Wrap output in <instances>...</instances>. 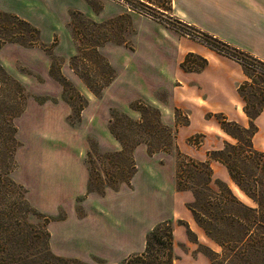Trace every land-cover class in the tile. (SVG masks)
I'll use <instances>...</instances> for the list:
<instances>
[{
	"label": "crops",
	"instance_id": "1",
	"mask_svg": "<svg viewBox=\"0 0 264 264\" xmlns=\"http://www.w3.org/2000/svg\"><path fill=\"white\" fill-rule=\"evenodd\" d=\"M53 2L58 7L54 14L58 23L49 33L42 32L40 42L49 45L57 38L52 53L63 60L61 74L89 101L79 125L71 126L67 121L71 108L61 99V86L49 76L47 53L40 47L26 48L15 43L3 47L42 79L39 82L32 76L36 80L31 83L32 93L57 101H27L18 117L17 133L21 139L34 140L44 147L30 151L12 172L22 167V173L14 179L27 189V200L39 213L56 217L61 209L65 212L63 220L50 221L46 226L49 250L55 256L86 263L100 259L103 264H123L145 252L147 236L157 225L176 220L185 221L201 239L202 233L187 207L193 195L177 189L174 153L150 155L146 145L138 146L134 151L137 171L130 185L122 184L117 191L108 189L102 196L87 190L88 138L95 137L103 151H120L121 145L109 131L110 109L117 108L139 120L140 113L130 105L143 101L158 108L163 122L170 127L176 126V110L187 117L189 125L180 126L177 132L178 148L195 161L206 162L211 152L236 142L222 130L215 115L222 114L249 127L246 101L239 90L249 81L243 65L203 40L136 12L118 0H100V12H95L87 0L45 1L46 5ZM0 11L6 9L0 7ZM71 11H79L98 23L123 15L132 19V49L111 43L101 48L117 71V78L100 99L69 66L70 58L77 54L76 43L67 29ZM171 15L198 33L264 62V0H172ZM190 54L206 59V67L199 71L183 68ZM32 55L36 57L33 59ZM13 75L23 82V77ZM255 123L258 133L253 145L264 152V111ZM192 126L199 130L185 134V129ZM194 136L204 138L201 145L189 142ZM210 164L216 178L234 184L226 166L215 160ZM80 199L83 217L77 211ZM174 236L176 243L194 250L185 225L176 226ZM186 256L189 264H206L200 254L197 259L191 254Z\"/></svg>",
	"mask_w": 264,
	"mask_h": 264
},
{
	"label": "trees",
	"instance_id": "2",
	"mask_svg": "<svg viewBox=\"0 0 264 264\" xmlns=\"http://www.w3.org/2000/svg\"><path fill=\"white\" fill-rule=\"evenodd\" d=\"M87 1L95 12L102 10L101 3L95 4L91 0ZM127 4L132 10L139 13L144 14L147 10L153 19L176 28L184 34L187 33V29L194 30L172 17V0H163V2L129 0ZM69 15L70 20L67 24V29L77 46V54L70 58L69 66L84 82L86 87L100 99L104 90L117 78V71L102 54L101 48L109 43L133 48L130 40V36L134 33L131 16L123 15L98 23L79 11H71ZM3 19H7L10 22V26L6 29L7 32L0 33L1 44L15 43L26 48L40 47L47 53L50 58L49 76L61 86V99L71 108L67 121L71 126L79 125L82 121V111L88 106L89 101L78 91L75 85L61 74L60 69L63 60L52 53V49L58 43L57 38L55 37L51 44L44 45L40 42L39 31L25 20L16 15L0 11V25ZM202 36L204 37L203 41L208 46L240 62L246 75L253 83H255L253 76L256 74L264 79V62L232 48L216 38L204 34ZM206 65V59L190 54L182 67L187 70L199 71L204 69ZM250 71L252 72L251 74ZM26 73L33 75L31 72ZM0 74V77L3 78V81L0 80V92L2 83L8 81L18 90L21 96L29 97L27 92L24 93L22 85L11 77L1 65ZM34 77L39 82L42 81L40 77L35 75ZM248 85H251L249 81L242 84L239 90L246 101L245 113L250 120L249 127H242L240 124L228 120L222 114L215 115L222 130L234 138L237 143H226L222 150L209 154L210 160L201 163L184 155L178 148V129L180 126L189 125L187 117L183 121L179 120L182 115L179 110L175 111L177 122L173 128L163 122L161 111L158 108L143 101H135L130 105L132 110L140 113L139 120L133 119L117 108H111L109 131L121 145V150L103 151L95 137L88 138L89 149L86 158V165L89 171L88 193H96L103 196L108 189L117 191L122 184L130 185L137 171L134 151L140 145H146L150 155L175 151L177 154V189L178 191L190 189L193 191L195 200L188 204L189 210L206 234L222 248L221 254L212 252V255H209L211 263L264 264V152L257 151L253 145V139L258 133V126L255 120L264 111V108L254 114L250 112L247 98L244 94V88ZM35 101L38 104L57 102L56 99L48 96H36ZM233 129H236L238 133L234 132ZM12 132L16 133V129L12 128ZM12 143L15 146H19L14 138H12ZM196 143L198 145L201 144V142ZM94 153L98 159L106 160L110 167L107 165L103 172L94 167L93 164L95 165V163L92 158ZM211 160L218 161L226 166L233 182L246 197L253 201L254 207L240 201L228 185L221 180L215 182L219 187V192L212 190L213 170L210 164ZM184 161L200 168V172L204 173L206 178V182L202 183L203 189L206 191V193L203 192L204 197L201 196L197 189L182 185L180 169ZM16 167V162H14L4 173L0 171L1 185L6 183L8 186L18 185L23 188L11 177ZM24 193L27 194L25 189ZM81 201L80 199L79 203ZM25 203L27 213L36 212L43 218L45 235L47 243H49L47 224L50 221L63 220L65 213L56 217H47L41 215L31 206L26 198ZM84 215L83 209L80 217ZM25 227L27 229L34 228L28 223H25ZM14 231L13 224L6 226L0 224L1 233L12 234ZM174 245V229L171 221L163 222L148 234L145 252L131 257L123 264H174ZM49 261L47 264H89L75 258L58 257L52 253Z\"/></svg>",
	"mask_w": 264,
	"mask_h": 264
},
{
	"label": "rangeland",
	"instance_id": "3",
	"mask_svg": "<svg viewBox=\"0 0 264 264\" xmlns=\"http://www.w3.org/2000/svg\"><path fill=\"white\" fill-rule=\"evenodd\" d=\"M45 1L47 0H0V7L6 9L5 13L16 15L17 17L34 26L39 31V39H41L42 32L43 34L49 33L50 29L52 27H55V25H57L58 23V17L54 16L55 11L58 8L56 2L46 5ZM91 1L95 4L100 3V0ZM155 1L163 2V0ZM44 10H47V12H45ZM9 26L10 22L7 19H3L0 25V33L7 32L6 29H8ZM6 44L2 45L0 42V65L5 69L6 72L9 71L7 73L15 80L17 79L13 74L19 76V78L23 77V82H20L19 80L17 81L24 88V93L27 92L29 97L21 96L18 93V90L8 81H4V83H2L0 92V171H2L3 173L8 167H11L12 163L14 164V162H16L17 165V162L18 164L19 161L22 162L23 158H25L30 151L33 152L44 147V144L35 143L34 140L28 142L27 139H21L17 133L18 117L24 110L27 101L29 99H32L34 102H36L35 97L39 95H34L31 91L32 81L36 82L35 78L32 77L35 75V73L29 70L20 60H18L19 57L11 54L9 51L7 52V49L4 50L5 48L3 47H5ZM35 57V55H32L31 58L34 59ZM26 72H31L33 75L29 76ZM251 73L252 72L250 71V74ZM253 79L255 83H253L252 80L249 79L251 85H248L244 88V94L247 98L248 108L250 112L254 114L260 109L264 108V79L257 76V74L253 76ZM0 80L3 81V78L0 77ZM161 98L165 99V96H162ZM179 120L183 121L185 120V117L181 115ZM12 128L16 129V133L12 132ZM197 130H199V128L196 126L187 127L184 133L190 134ZM233 130L234 132L238 133L236 129ZM12 138H14L16 143L19 144V146L17 145L18 147L15 146L14 143H12ZM190 140L189 142L191 144L199 146L196 142H201L202 144L204 138H201V136H194ZM236 143L237 141L231 144ZM172 153L176 155L177 159L176 152L172 151ZM16 154L18 156L17 158ZM92 158L95 163V165L93 164V166L96 167L100 172H103V169L108 165L107 161L104 159H98L95 153L92 154ZM200 170V168L192 166L191 164H188V162L184 161L180 169L181 183L182 185L188 186L189 188L197 189V191L200 192L201 196L204 197L203 192L206 193V191H204L202 183L206 182V178L204 173L200 172ZM17 173L18 175L22 173V167H20L17 172L11 174L12 179L16 183H18L17 180H15ZM212 178L213 182L211 183V188L214 192H219V187L215 182L220 179L216 178L214 172ZM226 185H228L233 194L240 201L248 206H255L253 201L246 197L235 183ZM24 189L27 191L24 186L22 188L18 185L8 186L6 183L4 185H1L0 183V224L3 226L13 224V227L15 229L14 233L12 234L0 232V264H47L48 262H50L49 259L51 256V252L49 250L45 235L44 220L36 212L27 213L25 198H28L27 194L24 193ZM183 192L191 193L193 195L192 202H194L195 197L191 189L185 190ZM207 193L209 194V192ZM82 210L83 207L81 203H78L77 211L79 215ZM64 213V210L61 209L56 216L62 215ZM193 218L197 227L202 233L201 239L185 221H171L174 231L176 229V226L185 225L188 232V239L194 246V250H192V248L190 246H186V244L179 243L178 241L176 243V238L174 236V264H189L190 258L186 256L189 254L193 255L194 259H197L198 255L200 254L205 257L206 264H212L209 255H212V252L217 254L222 253L221 246L206 234L204 229L196 221L194 215ZM25 223L32 225V227L34 228L27 229L25 227ZM177 240H179V236L177 237ZM89 264H103V261H101L100 259H94V262ZM196 264H202V262H197Z\"/></svg>",
	"mask_w": 264,
	"mask_h": 264
},
{
	"label": "built area",
	"instance_id": "4",
	"mask_svg": "<svg viewBox=\"0 0 264 264\" xmlns=\"http://www.w3.org/2000/svg\"><path fill=\"white\" fill-rule=\"evenodd\" d=\"M118 1L121 2V3H124L126 5H128L127 3H128L129 0H118ZM144 14H146L148 16H151V14L147 10H146V12H144ZM186 34L188 36H190V37H196V38H198L200 40H203L204 39L203 36L200 33L196 32V31H194L192 29H187V33Z\"/></svg>",
	"mask_w": 264,
	"mask_h": 264
}]
</instances>
